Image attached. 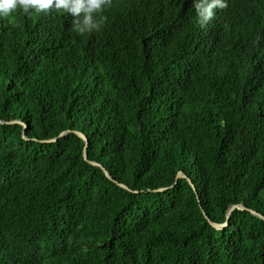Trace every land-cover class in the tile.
<instances>
[{
  "label": "trees",
  "instance_id": "trees-1",
  "mask_svg": "<svg viewBox=\"0 0 264 264\" xmlns=\"http://www.w3.org/2000/svg\"><path fill=\"white\" fill-rule=\"evenodd\" d=\"M214 13L0 18V264H264V219L201 210L264 215V0Z\"/></svg>",
  "mask_w": 264,
  "mask_h": 264
},
{
  "label": "clouds",
  "instance_id": "clouds-1",
  "mask_svg": "<svg viewBox=\"0 0 264 264\" xmlns=\"http://www.w3.org/2000/svg\"><path fill=\"white\" fill-rule=\"evenodd\" d=\"M110 3L111 0H0V18L9 17L17 9L28 13L30 9L47 12L55 8L71 14L75 31L83 34L101 26L100 14ZM193 6L203 26L213 18L216 8L226 6V0H193Z\"/></svg>",
  "mask_w": 264,
  "mask_h": 264
},
{
  "label": "water",
  "instance_id": "water-1",
  "mask_svg": "<svg viewBox=\"0 0 264 264\" xmlns=\"http://www.w3.org/2000/svg\"><path fill=\"white\" fill-rule=\"evenodd\" d=\"M7 122H10V123L19 122V123L23 124V128H25V124H24L22 121H20V120H10V121H7ZM65 132H66V131H62V132L59 133V135H62V134H64ZM74 132H75L77 135H79V136H80V137H81V138L87 143V138H86V136H85L82 132H80V131H78V130H74ZM22 136H23V138L27 139L24 130L22 131ZM55 139H56V137H53V138H49V139H42L41 141H43V142H48V141H54ZM83 157H84V159L87 160L89 163H91V164H95V165H98L97 162L88 159V157H87V150H86V144H85L84 149H83ZM103 171H104L105 175H106L109 179L113 180L115 183H117V184L120 185L121 187L126 188V189H129V188L127 187V185H125L124 183L115 180V179L111 176V174H110L107 170H105V168H103ZM180 176H184V174H183L181 171L177 172V174H176V178H179ZM188 182L190 183L191 187L194 189V191H195L196 194H197V190H196V188H195V185H194L193 182L191 181V179L188 178ZM163 189H164V188H158V189H154V190H163ZM197 199H198V201H199V204L201 205V203H200V199H199V196H198V195H197ZM234 209H249L254 215H257V216L261 217L262 219H264V215H262L261 213L257 212L256 210H254V209H250V208H248V207H246V206H244V205H242V204H240V203H238V204H237V203H233V204H231V205L227 208V211H226V217H225V220H224L223 222H215V221L211 220V219L208 217V215L206 214L205 210H204L203 208H201L204 217L207 219V221L210 223V225H212V226H213L214 228H216V229H221V228L225 227V226L228 224V221H229V219H230L231 213H232V211H233Z\"/></svg>",
  "mask_w": 264,
  "mask_h": 264
}]
</instances>
